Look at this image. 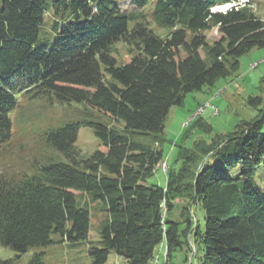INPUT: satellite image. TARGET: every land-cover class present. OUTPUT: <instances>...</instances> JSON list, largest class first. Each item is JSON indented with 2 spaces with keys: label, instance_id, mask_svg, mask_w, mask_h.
Segmentation results:
<instances>
[{
  "label": "trees",
  "instance_id": "obj_1",
  "mask_svg": "<svg viewBox=\"0 0 264 264\" xmlns=\"http://www.w3.org/2000/svg\"><path fill=\"white\" fill-rule=\"evenodd\" d=\"M117 1L0 0V246L19 256L54 242L52 234L86 239L88 203L76 197L86 192L105 212L97 227L102 244L89 247L91 264H113L110 250L126 264H150L162 241L167 256L183 250L185 260L193 245L197 264H264V192L254 180L264 162L261 96L246 99L261 104L251 119L215 133L209 144L196 142L199 157L193 147L179 146L180 165L168 166L165 184L148 182L165 162L160 145L170 108L231 75L241 55L264 46V19L246 3L213 10L241 0H156L152 18L169 29L160 36L142 14L133 15L143 20L129 27ZM130 1L141 7L149 0ZM49 10L50 28L59 36L37 45ZM213 28L220 36L208 42ZM117 42L129 55L120 64L113 56ZM18 94L96 110L106 120L82 124L93 128L98 147L82 154L75 145L80 123L67 121L43 133L51 153L42 161L11 170L1 159L13 136L10 112ZM177 200L201 205L202 227L188 209L182 221L168 217ZM11 261L0 258V264ZM26 264H46L43 252Z\"/></svg>",
  "mask_w": 264,
  "mask_h": 264
},
{
  "label": "rangeland",
  "instance_id": "obj_2",
  "mask_svg": "<svg viewBox=\"0 0 264 264\" xmlns=\"http://www.w3.org/2000/svg\"><path fill=\"white\" fill-rule=\"evenodd\" d=\"M234 3L236 2L229 4ZM246 5L250 7L255 15L264 19V0H251ZM117 6L128 12L129 27L133 25L134 20L145 18L148 26L157 34L160 36L167 34L168 27L158 25L152 18L156 0H149L141 7L132 6L130 0H118ZM213 9H218V5L214 6ZM220 11H226V9L223 8ZM51 14V10L46 12L43 23L39 27L37 45L42 43L51 45L59 36L50 28L53 20V14ZM135 14H142L143 18L135 16V19H132ZM219 36L220 33H218L217 28H213L206 33L208 42L218 39ZM115 48L116 51L113 52V56L116 58L117 63L125 62L129 58L126 44L117 42ZM249 95L261 96L262 103H264V46L253 47L241 55L238 69L231 75L219 78L212 86H204L199 91L187 93L182 104L170 108L163 129L165 140L160 145L163 149L165 164L158 166L154 174L148 177V182L165 184V173H167L168 168H178L180 165V162L176 161L179 146L193 147L191 151H194L196 157H199L197 155L199 150L195 146L196 142H199V147L202 146V143L209 144L212 138L215 137V133L229 132L239 121L251 119L257 113V109L261 107V104L257 107L249 105L246 102ZM206 102H210L218 111L216 112L212 107L207 106L194 117V121L199 119L198 125L193 124V122L189 123L197 107ZM96 117L106 120L103 115L100 116L96 110L81 102H59L57 100L51 102L44 98L29 99L18 94L17 106L10 112L13 136L1 161L6 163L5 166H11V170L17 168L28 170L32 161H42L46 153H51L49 148L44 149L43 147V133L47 129L60 126L67 121L80 123L75 145L82 154L89 155L98 147L99 139L93 128L87 124H82V121L95 120ZM186 133H188L187 136H185ZM254 180L258 189L264 192V162L257 169ZM76 197L80 202L87 199L88 203L90 225L86 239L69 241L56 233L52 234L54 242L47 245L32 246L19 256L10 247L0 246V258H12L9 264H26L34 252L42 251L46 264H91L93 258L89 254V247L94 244H102L99 242L100 237L97 227L105 212L100 209L101 202L99 200L92 201L86 192ZM177 201L173 209L168 212V217L182 221L184 211L188 209L193 221L202 227L204 210L201 205L199 203ZM186 254V260L184 259L185 252L183 250L174 251L171 257L167 256L166 245L162 241L155 247L150 264H197L199 251L195 250L193 245L192 250ZM107 262L126 264L125 259L114 250H110Z\"/></svg>",
  "mask_w": 264,
  "mask_h": 264
},
{
  "label": "bare ground",
  "instance_id": "obj_3",
  "mask_svg": "<svg viewBox=\"0 0 264 264\" xmlns=\"http://www.w3.org/2000/svg\"><path fill=\"white\" fill-rule=\"evenodd\" d=\"M241 1H243V0H241ZM244 1H245V0H244ZM236 4H237V3H234V4H229V3H228V4L218 5V9H213V10H215V11H220V10L223 9V8L225 9L227 5H231V7H232V6H236ZM206 107H207V106H200L199 108L197 107V108H198L197 114H196V115H193L192 118H191V120H192L194 117H196L198 114H200V113H201ZM217 111H218V109H217ZM217 111H216V112H217ZM164 164H165V163H164Z\"/></svg>",
  "mask_w": 264,
  "mask_h": 264
},
{
  "label": "built area",
  "instance_id": "obj_4",
  "mask_svg": "<svg viewBox=\"0 0 264 264\" xmlns=\"http://www.w3.org/2000/svg\"><path fill=\"white\" fill-rule=\"evenodd\" d=\"M245 3H247V2H246V1H239V2H237V4H240V5H244ZM200 106H209V107H212V109H214V110L217 111V108H216L214 105H211L210 102H206V103H204L203 105H199L198 108H199ZM198 108L196 109L194 115L197 114Z\"/></svg>",
  "mask_w": 264,
  "mask_h": 264
},
{
  "label": "water",
  "instance_id": "obj_5",
  "mask_svg": "<svg viewBox=\"0 0 264 264\" xmlns=\"http://www.w3.org/2000/svg\"><path fill=\"white\" fill-rule=\"evenodd\" d=\"M230 7H231V5H227L225 9H228V8H230ZM225 9H224V10H225Z\"/></svg>",
  "mask_w": 264,
  "mask_h": 264
}]
</instances>
